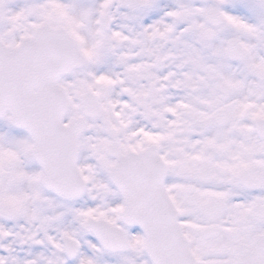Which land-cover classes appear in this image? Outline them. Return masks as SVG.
I'll use <instances>...</instances> for the list:
<instances>
[{
  "label": "snow or ice",
  "instance_id": "snow-or-ice-1",
  "mask_svg": "<svg viewBox=\"0 0 264 264\" xmlns=\"http://www.w3.org/2000/svg\"><path fill=\"white\" fill-rule=\"evenodd\" d=\"M0 264H264V0H0Z\"/></svg>",
  "mask_w": 264,
  "mask_h": 264
}]
</instances>
